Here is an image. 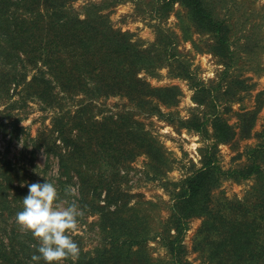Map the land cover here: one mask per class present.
I'll list each match as a JSON object with an SVG mask.
<instances>
[{"label": "trees", "instance_id": "1", "mask_svg": "<svg viewBox=\"0 0 264 264\" xmlns=\"http://www.w3.org/2000/svg\"><path fill=\"white\" fill-rule=\"evenodd\" d=\"M158 1L165 12L172 4H182L198 29L214 35V53L233 58L231 27L217 16L211 2ZM72 2L0 0V92L10 94L13 84L23 83L28 97L59 109L51 129L41 132L34 145L43 147L48 157L57 158L58 193L70 198V185H76L78 196L73 197L84 211L99 216L102 243L88 251L79 239L58 234L55 242H46L39 235L46 227L34 223L33 192L24 191V201L18 195L10 197L12 178L0 168V264H191L184 256L183 234L193 217L203 218L195 249L214 264H264V169L258 153L264 149V128L256 133L262 142L252 148V160L244 167L225 172L210 155L203 167L175 184L169 222L155 229L119 187L118 167L146 153L160 170L167 165L162 145L131 114L96 118L91 111L96 100L110 95L128 96L140 107L154 99L172 104L178 89L153 87L139 76L140 70L149 67L150 52L132 40L129 32L114 28L100 12V5L89 4L81 17L72 11ZM28 69L34 70L30 78ZM181 73L191 77L186 66ZM237 82L243 84L244 80ZM195 87L198 102L211 95L205 86ZM80 94L87 101L76 109H65V100ZM255 114L252 111L241 118L244 135H250ZM211 117L215 141L232 140L236 134L233 126L217 111ZM183 123L203 132L207 121L193 117ZM224 173L246 179L257 175L253 195L215 201L212 191L220 180L218 175ZM14 215L27 217L38 228L23 229L15 219L10 226ZM156 237L163 240L170 259L155 258L148 252L147 242Z\"/></svg>", "mask_w": 264, "mask_h": 264}, {"label": "rangeland", "instance_id": "2", "mask_svg": "<svg viewBox=\"0 0 264 264\" xmlns=\"http://www.w3.org/2000/svg\"><path fill=\"white\" fill-rule=\"evenodd\" d=\"M208 1L217 16L231 27L232 59L214 53V35L198 29L180 3L172 4L166 12L158 0H73L71 4L72 11L81 17L89 4L100 5V12L107 15L114 28L129 32L132 40L150 52L149 67L140 70L139 76L153 87L178 89L172 104L154 99L140 107L128 96L110 95L96 100L91 111L96 118L131 114L162 145L167 158L162 169L158 170L146 153H139L118 167L119 187L128 195L130 204L148 216L155 229L169 222L172 192L178 187L175 184L179 185L203 167L210 155L223 171H232L248 164L252 160V148L262 142L256 133L264 128V0ZM184 66L191 77L181 73ZM33 72L28 69V78ZM197 85L211 90L203 102L195 99ZM9 93L0 92V168L12 178L9 196L18 195L24 201V191L33 192L34 223L46 227L45 232L39 233L46 242H55L58 234L79 239L84 250H94L102 243L99 216L84 211L73 197L78 196L76 185H70V198L58 193L57 158L48 157L43 147L34 145L41 132L51 129L59 109L28 97L23 83L18 87L13 84ZM82 101L86 102L87 98L81 94L68 97L65 109H76ZM216 111L236 131L228 142H216L213 136L211 116ZM252 111H256L254 125L250 135H244L241 118ZM193 117L207 121L203 132L183 123ZM258 153L264 169V149ZM218 176L220 180L212 191L215 201L244 200L253 195L258 182L257 175L247 179L226 173ZM14 219L23 229L37 227L27 217L16 215L10 218V226ZM202 221V217L188 220L183 234L184 256L191 264H214L205 253L195 249ZM147 249L155 258L170 259L160 237L150 239Z\"/></svg>", "mask_w": 264, "mask_h": 264}]
</instances>
